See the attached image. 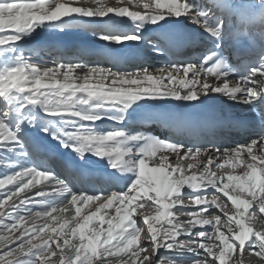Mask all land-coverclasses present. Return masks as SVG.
<instances>
[{
    "label": "snow or ice",
    "instance_id": "snow-or-ice-1",
    "mask_svg": "<svg viewBox=\"0 0 264 264\" xmlns=\"http://www.w3.org/2000/svg\"><path fill=\"white\" fill-rule=\"evenodd\" d=\"M128 4L0 0V264H264V0Z\"/></svg>",
    "mask_w": 264,
    "mask_h": 264
},
{
    "label": "bare ground",
    "instance_id": "bare-ground-1",
    "mask_svg": "<svg viewBox=\"0 0 264 264\" xmlns=\"http://www.w3.org/2000/svg\"><path fill=\"white\" fill-rule=\"evenodd\" d=\"M124 1H128V0H123V4H124ZM80 2L82 3V4H88L89 3V0H80ZM105 2L106 3H108L109 5H116V2L118 3V0H105ZM125 5V4H124ZM143 11V10H142ZM84 40V38L83 37H79V36H68V37H63L62 39H61V41L63 42V43H68V42H71V43H74V42H81V41H83ZM41 54H42V56L41 55H39V56H41V58L38 56V58H36V60H38V61H36V62H33V59H32V62L34 63V64H36V65H39V66H50V64H51V61L50 60H46V58H44V56H47L48 55V52L47 51H41ZM35 60V59H34ZM109 123H111V122H109ZM161 136H163V135H161ZM172 163L173 164H176L177 163V161L173 158V160H172ZM183 163H188V161H184ZM186 164H184L185 166H186ZM190 210H194V208L193 209H190ZM153 211V213H154V211H155V209H153L152 210ZM262 221H263V223H264V219H261ZM260 220V221H261ZM253 223V222H252ZM257 226H259L258 224H256ZM245 254L247 255V252H245ZM244 254V264H248L247 263V261L246 260H249V259H246L245 260V258H246V255ZM233 259H236V257H233ZM251 259V258H250ZM258 259V258H257ZM257 259H255L256 260V262H257Z\"/></svg>",
    "mask_w": 264,
    "mask_h": 264
},
{
    "label": "rangeland",
    "instance_id": "rangeland-1",
    "mask_svg": "<svg viewBox=\"0 0 264 264\" xmlns=\"http://www.w3.org/2000/svg\"><path fill=\"white\" fill-rule=\"evenodd\" d=\"M116 4H117V2H116ZM261 219H259V218H256V219H254L252 222L256 225V224H258L259 225V227L260 228H264V223H263V221L261 220ZM246 255V254H245ZM251 258V259H250ZM246 259H249V260H246ZM255 259H257L255 256H250V255H248V253H247V255H246V258H245V260L247 261V263L248 264H256V260Z\"/></svg>",
    "mask_w": 264,
    "mask_h": 264
}]
</instances>
